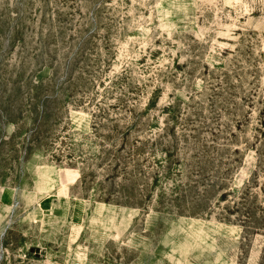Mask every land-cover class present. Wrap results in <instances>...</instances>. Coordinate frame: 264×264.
I'll return each instance as SVG.
<instances>
[{"label": "rangeland", "instance_id": "rangeland-1", "mask_svg": "<svg viewBox=\"0 0 264 264\" xmlns=\"http://www.w3.org/2000/svg\"><path fill=\"white\" fill-rule=\"evenodd\" d=\"M262 123L264 0H0V264H263Z\"/></svg>", "mask_w": 264, "mask_h": 264}, {"label": "trees", "instance_id": "trees-1", "mask_svg": "<svg viewBox=\"0 0 264 264\" xmlns=\"http://www.w3.org/2000/svg\"><path fill=\"white\" fill-rule=\"evenodd\" d=\"M255 178L254 182H248L239 190L233 188L223 190L218 201L219 211L224 219L231 221L233 217L234 221L243 224L245 229L264 231V187L260 189V192H255L253 185L258 182ZM109 195L108 200L124 201L127 199L130 202L129 196H125L127 194L124 192L123 194L120 191L110 192ZM195 207L198 210H204L202 204Z\"/></svg>", "mask_w": 264, "mask_h": 264}]
</instances>
